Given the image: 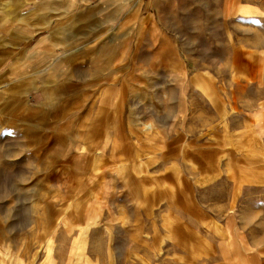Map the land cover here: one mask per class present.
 <instances>
[{
  "label": "rangeland",
  "instance_id": "1",
  "mask_svg": "<svg viewBox=\"0 0 264 264\" xmlns=\"http://www.w3.org/2000/svg\"><path fill=\"white\" fill-rule=\"evenodd\" d=\"M0 264H264V0H0Z\"/></svg>",
  "mask_w": 264,
  "mask_h": 264
},
{
  "label": "crops",
  "instance_id": "2",
  "mask_svg": "<svg viewBox=\"0 0 264 264\" xmlns=\"http://www.w3.org/2000/svg\"><path fill=\"white\" fill-rule=\"evenodd\" d=\"M244 14V13H243ZM53 28V27H52ZM101 35H97V36H95L93 39H91L93 42L95 41V40H97L99 37H100ZM38 42H40L39 40L37 41V43ZM37 43H35L33 46H31V47H34V51L36 52V48H37ZM93 43H91V45H92ZM100 46V45H99ZM92 57V58H91ZM39 58H42V56H39L38 57V59ZM98 59V58H97ZM96 61V57H94V56H92L90 53H89V56H88V58H86V60H85V64L86 63H88V64H91L92 62H95ZM98 61V60H97ZM99 62V61H98Z\"/></svg>",
  "mask_w": 264,
  "mask_h": 264
},
{
  "label": "bare ground",
  "instance_id": "3",
  "mask_svg": "<svg viewBox=\"0 0 264 264\" xmlns=\"http://www.w3.org/2000/svg\"><path fill=\"white\" fill-rule=\"evenodd\" d=\"M138 1H139V0H138ZM250 12H251V11H250L249 9H248V10L246 9V10H243V11H242V13H244V14H245V13H250ZM197 82H198V81H197ZM80 149H81V150H80L81 152H83V151L85 150V149L82 148V147H81ZM98 152H99V151H98ZM85 229L87 230V227H86ZM84 234H85V233H84ZM79 259H80V258H79Z\"/></svg>",
  "mask_w": 264,
  "mask_h": 264
}]
</instances>
